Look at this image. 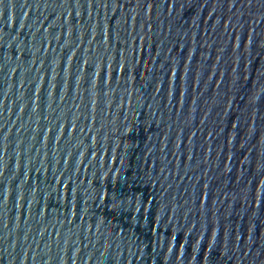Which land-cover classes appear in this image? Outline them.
I'll return each mask as SVG.
<instances>
[{
    "label": "water",
    "instance_id": "obj_1",
    "mask_svg": "<svg viewBox=\"0 0 264 264\" xmlns=\"http://www.w3.org/2000/svg\"><path fill=\"white\" fill-rule=\"evenodd\" d=\"M0 264H264V0H0Z\"/></svg>",
    "mask_w": 264,
    "mask_h": 264
}]
</instances>
